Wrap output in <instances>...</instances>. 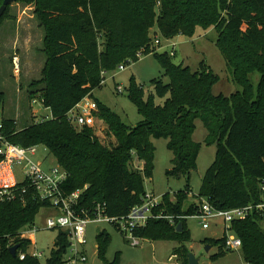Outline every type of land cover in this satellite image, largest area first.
I'll use <instances>...</instances> for the list:
<instances>
[{"label": "trees", "instance_id": "1", "mask_svg": "<svg viewBox=\"0 0 264 264\" xmlns=\"http://www.w3.org/2000/svg\"><path fill=\"white\" fill-rule=\"evenodd\" d=\"M4 0H0V7ZM35 6V15L45 29L47 61L42 72L40 100L52 118L18 127L14 118H0L2 135L24 148L44 147L68 173L63 190L72 194L84 190L79 209L104 204L110 217H124L142 204L145 182L154 176L156 148L153 139H164L174 155L168 177L191 181L197 169L201 144L193 139L196 121L207 130L205 144L217 146L214 163L205 173L199 203L187 204L189 188L174 198L169 194L153 214L181 217L182 232L165 219H150L136 236L152 242H176L173 251L182 264H189L187 244L191 233L187 218L198 214L203 201L223 211L264 203V0H18ZM10 6L0 18L8 17ZM157 27L165 39L193 37L198 28L214 27L216 47L221 52L239 91L227 97L215 96L220 81L211 67L202 63L193 72L176 65L168 52L152 50L151 31ZM139 54H155L163 74L151 81L153 94L144 101L143 89L129 90L142 121L135 127L96 100L105 75L138 62ZM105 74V75H104ZM258 74L255 88L252 76ZM164 78H168L166 83ZM98 105L96 118L102 120L115 144L104 145L93 128L75 129L67 114L85 98ZM155 97L164 100L156 105ZM6 95L0 92V113ZM137 160L142 169H134ZM3 158L0 156V163ZM188 206V207H187ZM43 208H52L38 197L26 180L18 183L14 198L0 202V264H41L29 255L32 242L21 237L35 224ZM53 209V208H52ZM264 214L253 211L245 220L232 222L231 231L242 241L245 263L264 264ZM111 236L106 230L97 236L98 256L112 263L106 254ZM218 247L216 260L225 256V236L206 239ZM18 245L17 256L10 248ZM69 232L60 230L46 264H66ZM26 254L20 260V254Z\"/></svg>", "mask_w": 264, "mask_h": 264}, {"label": "rangeland", "instance_id": "2", "mask_svg": "<svg viewBox=\"0 0 264 264\" xmlns=\"http://www.w3.org/2000/svg\"><path fill=\"white\" fill-rule=\"evenodd\" d=\"M2 6V5H1ZM152 38V50L157 53L175 52L173 61L176 65L189 67L193 72L200 69L202 63L212 68L220 81L214 86L215 96H231L240 90L232 82L231 73L227 67L221 52L216 47L218 33L214 27L208 30L198 28L191 38L180 35L174 39L163 38L155 27L150 34ZM45 29L35 15V6L16 2L10 6L8 17L0 26V92H4L6 100L0 118H14L18 127L23 128L34 122L51 118L50 110L46 109L41 100L40 93L43 89L41 83L42 72L47 57L44 52ZM159 39L160 45L155 44ZM19 64V71L14 70V61ZM163 74L155 54L143 55L138 62L107 73L104 84L93 92V96L100 103L119 115L124 124L135 127L142 121L137 106L129 98V90L135 84L143 89V100L147 101L153 94L151 81ZM255 88L259 81V75L252 76ZM166 83L168 78H164ZM118 89H121L118 92ZM38 101L34 104V101ZM156 105H162L164 100L155 97ZM95 135L107 146L115 144V139L107 135L108 128L102 120H98L93 128ZM207 130L203 123L196 121V131L193 139L201 144V150L197 161V169L193 171L191 181L168 177L167 172L172 169L174 155L168 150V142L164 139L152 142L155 145V171L154 176L145 182V190L157 198L169 194L172 198L179 192L189 188L190 195L188 206L199 203L197 197L200 193L202 179L215 161L217 146H207ZM37 161L43 163V168L56 166L54 157L44 147H39ZM142 163L135 160L132 168L139 169ZM13 174L17 182L24 180L21 166H12ZM187 206V207H188ZM56 211L52 208H43L38 214L35 224L28 228L29 231L39 228L31 236L32 246L29 254L39 253L41 264H46L52 251L55 249V241L59 235V229H45L46 220L54 216ZM264 229V223H263ZM187 227L191 233V242L187 244L190 253L200 261V264H246L242 250L229 252L225 256L213 260L218 253V247H211L204 243L206 239H221L224 237L222 223H212L209 229L202 227L201 220L196 217L187 219ZM106 230L111 236V243L106 254V260L112 263L117 254H120L119 264H182L173 256V251L179 246L176 242H152L143 240L141 246L133 247L124 236L114 227L108 224H91L87 228V244L79 247L87 258L86 262L77 264H104L98 256L97 236L100 231ZM65 231V230H64ZM68 232V231H67ZM207 248H210L207 250Z\"/></svg>", "mask_w": 264, "mask_h": 264}, {"label": "built area", "instance_id": "3", "mask_svg": "<svg viewBox=\"0 0 264 264\" xmlns=\"http://www.w3.org/2000/svg\"><path fill=\"white\" fill-rule=\"evenodd\" d=\"M156 45H160L159 39L155 40ZM172 56L175 52L172 51ZM139 59L143 54L138 55ZM14 70L19 71L17 60L14 61ZM119 69H125L120 67ZM105 75V74H104ZM104 84V82L102 83ZM121 89H118L120 92ZM38 101H34V104ZM98 105L91 98L87 97L76 105L68 114L67 119L73 127L79 131L83 128H94L98 119ZM52 118V116H51ZM50 119V118H49ZM3 124L0 120V156L3 161L0 163V202L12 200L17 182L12 166L18 165L23 169L24 181H28L36 190L38 197L43 201H48L56 211L54 216L49 217L45 222V229H59L69 232L70 246L66 256V264H77L86 262L87 258L79 247L87 244V228L91 224H108L119 231L124 238L133 246H141L144 240L136 236L135 232L139 228L145 227L150 219H165L172 225H177L176 220L181 217L164 215L155 216L153 210L161 204L162 198H157L152 193L146 192L142 199V204L134 207L127 216L110 217L106 213L104 204H96L90 210L79 209L80 197L84 190H78L72 194H67L63 186L68 178V173L59 165L43 168V163L37 161L39 147L34 146L24 148L8 142L2 135ZM253 211L264 214V203L257 206L250 205L229 211L218 210L207 201H203L197 215L193 216L201 220L202 227L209 229L212 223H222L224 225L223 234L226 238V249L230 252L242 248V241L230 229L232 222L245 220ZM189 218V217H184ZM39 228L22 232L23 239H29ZM35 258L41 254H29ZM26 254H20V260H24ZM250 264V263H246Z\"/></svg>", "mask_w": 264, "mask_h": 264}, {"label": "water", "instance_id": "4", "mask_svg": "<svg viewBox=\"0 0 264 264\" xmlns=\"http://www.w3.org/2000/svg\"><path fill=\"white\" fill-rule=\"evenodd\" d=\"M18 0H4L2 6L0 7V18L4 15V13L6 12L7 8L9 6H11L12 4L16 3ZM183 230V223L180 222L177 225V232H182ZM19 246H13L12 248H10V253L13 257L17 256V251H18ZM210 248H207V250H209ZM188 258H189V264H200V261L194 256L193 253H189L188 254Z\"/></svg>", "mask_w": 264, "mask_h": 264}, {"label": "crops", "instance_id": "5", "mask_svg": "<svg viewBox=\"0 0 264 264\" xmlns=\"http://www.w3.org/2000/svg\"><path fill=\"white\" fill-rule=\"evenodd\" d=\"M141 163V162H140ZM142 166H143V163L141 164L140 168L139 169H142Z\"/></svg>", "mask_w": 264, "mask_h": 264}]
</instances>
